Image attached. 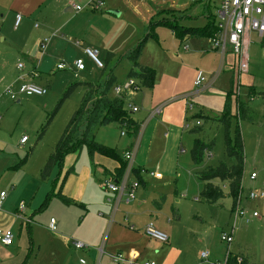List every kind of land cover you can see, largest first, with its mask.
Masks as SVG:
<instances>
[{"label":"rangeland","instance_id":"rangeland-1","mask_svg":"<svg viewBox=\"0 0 264 264\" xmlns=\"http://www.w3.org/2000/svg\"><path fill=\"white\" fill-rule=\"evenodd\" d=\"M72 1L84 9L77 13H66L65 8L60 10L63 15L61 21L53 26L54 31L49 30L47 34L53 35L52 37L57 35L54 42L58 45L49 58L45 57L46 62L40 69L39 81H35L47 88L44 95L28 96L19 91L20 85L28 81L27 72L32 66V62L24 53L25 45L33 46L37 31L42 26L41 20L34 16L29 23H20L15 27L13 17L2 18L0 13V43L3 37H8L2 48L4 61H0V191L5 190L8 195L0 212L8 210L7 205L15 206L24 200L26 212L30 214L41 206L59 175L63 176L69 169L78 171L83 166L93 168L87 148L84 147L80 151L69 152L61 167H55L47 178L42 177L51 154L88 90L86 83L103 87L109 72H113L119 85L129 80L132 63L128 53L147 35L148 21L152 16L170 8L175 14L163 13L162 16L171 18L181 26H189L184 23L204 26L208 19L218 21L217 12L221 2L104 0L105 5L96 10L88 5L90 0ZM209 14L212 16L209 17ZM69 16L71 22L67 20ZM188 16L191 17V22L186 19ZM65 20L69 23L61 29L60 24ZM156 33L157 38H146L140 58L155 72L163 68L162 58L165 56L184 55V43L179 44L168 26H157ZM62 35L66 37L65 40ZM39 47L40 45L38 49ZM88 47L99 52L98 57L105 64L103 68L98 67L85 54L84 51ZM110 52L115 55L106 65ZM247 54L248 69L240 72L239 56L228 44L224 57L219 53L217 71L220 72L215 83L195 95L189 102L183 127H173L171 131L160 128L159 137L154 140L157 147L154 146L152 152L141 151L138 154L140 161H134V166L141 168L140 174L145 179L146 187L142 186L137 190V200L131 202L130 206L135 205L136 209L141 210L147 223L152 221L156 229L169 236L168 242L159 243L180 252L176 264H211L201 260V253L206 251L211 255V262L212 258L216 259L215 261H223L227 251H230L241 253L251 264H264V196L249 198L253 190L264 192V46L262 38L256 32L250 34ZM78 58H82L85 63V69L81 71L75 67ZM19 63L25 68L20 69ZM60 63H64L66 67L59 69ZM199 69L206 75L203 68ZM231 78L234 79L231 93L234 114L231 135L234 136L238 126L244 140L246 157L241 199L245 213L238 219H235L236 209H232L230 197L224 196L215 204L202 199L200 193L204 182L196 174L209 166L217 165L220 161L227 164L235 162L225 150L224 127L215 120L223 110L225 97L231 90ZM211 79L213 77L209 75L208 81ZM141 89L142 92L146 90L144 87ZM129 91L123 95L126 107L128 102L134 99ZM110 95H116L115 87L110 90ZM239 102L250 105L256 111L254 122L239 121L236 116ZM190 104L193 107H190ZM133 115L137 117L138 112H133ZM196 126L203 129L202 133L191 132ZM23 137L27 138L25 142L21 141ZM196 138L214 141L212 151L204 155L200 164H194L191 159V148ZM95 139L100 144L123 152L127 148L129 138L121 136L120 126L112 123L97 127ZM166 145L167 152L163 153ZM75 149L76 146L72 148ZM149 172H161L163 179H153ZM251 172L257 173L255 181H250L247 177ZM214 182L221 183L219 179ZM226 185L222 184L224 191L228 190ZM100 191L105 200L110 197L111 193L104 187ZM136 203L140 205L136 206ZM55 205L63 207V204L55 200L46 210L37 211L34 215L33 251L27 256L25 264H69L76 258L78 248L63 242L60 244L61 248H58L55 242L58 237L70 242V235L62 233L58 227L56 231L48 228L50 218L59 214ZM127 205H120L121 212L126 211ZM79 210L81 209L69 210L65 218L67 229L78 223L81 215ZM254 213L257 215L253 216ZM12 226H15V230L18 228L15 224ZM232 229L233 241L228 246L227 242L222 240V235L231 234ZM74 240L77 239L72 238V242ZM20 248L22 247L16 244L12 246L15 253L20 251ZM161 249L163 248L153 247L157 252ZM165 253L160 255V260L156 259L157 263L160 264ZM172 260H176L175 257Z\"/></svg>","mask_w":264,"mask_h":264},{"label":"crops","instance_id":"crops-1","mask_svg":"<svg viewBox=\"0 0 264 264\" xmlns=\"http://www.w3.org/2000/svg\"><path fill=\"white\" fill-rule=\"evenodd\" d=\"M72 3H74L72 0H0L1 17H13L14 26L17 14L22 15L21 24L29 23V21L34 16L40 19L42 22V26L39 27V31H37V37L33 46L28 47L25 45L24 53L32 62L31 70L27 72L28 76L26 77V80L33 82L39 81L38 77H40L41 74L40 69L44 67L46 62L45 57L49 58L53 52V49L58 45L57 42H54V39L57 38V35L52 37L53 35L47 36V34L49 30L54 31L53 26H55L58 21H61V16L63 15L60 10L65 8L64 11L66 13H77L72 9ZM156 17L158 18V16ZM152 18L153 16L148 21V25L152 21ZM160 18L161 17L159 16V19ZM186 19H188L190 22L192 20L190 16H188ZM67 20L71 22V16H69ZM68 21L65 20L60 24L61 29H63L64 26H67ZM184 24L195 26L187 23ZM36 25L37 24H35V26ZM62 37L64 36L62 35ZM7 38L8 37H3L2 42L0 43V61H4L2 48ZM46 38H48L49 41L46 49L42 50L41 43ZM202 38L205 37L186 36L183 40L178 39L179 44L184 43L182 46L184 55H171L162 58L164 66L161 70L156 72L154 87L151 89L146 88L144 92H142L141 88L139 90L129 91L130 96L134 98L132 101H135L134 103L132 101L129 102H132L139 108L137 111V117H135L133 114L132 115L140 122V124L145 125L144 130H142L141 134L139 135L140 140L135 159L136 162L140 161L138 154L141 153V151L152 152L154 146H156L154 144V140L157 139V136L159 137L158 132L160 128L164 127L165 129H168V131H171L173 127H183L189 102H191L192 98L197 94H195L191 100L187 99L186 96L193 91L194 79L196 77L197 71L200 70V67L206 71L207 79L205 87L200 93L204 92L205 89L207 90L208 87L215 83L219 74L218 72H220L219 70L217 71L220 51L213 47L209 38H205L206 40ZM65 39L66 37H64V40ZM248 39L250 40V35L246 40ZM38 45H40L39 49ZM139 62L141 64L143 63L142 65L147 64L146 62H143L142 59L139 60ZM32 73H34V75H32ZM209 75H212L213 77V79L210 81H208ZM159 106L162 107L161 113L149 120L150 113ZM120 129L121 136L129 138L127 140V148L125 149L127 150L132 145L134 137L128 133L122 135V131L124 129ZM166 148H168L167 145L165 146L163 153L167 152ZM91 163L93 168L91 166H83L78 171L69 169L71 172L67 177L62 192L66 197L69 198L70 203L66 204L54 196L45 208L41 209V206H39V208L35 209L30 214L26 212L25 208L24 218L30 221H25L22 218H17L15 216L19 210L20 203L24 200H21L15 206L7 205L6 209L8 210H4L5 212H0V227L11 228L14 233V242L12 245L4 246L0 243V264H25L27 256H29L33 251V233L35 232V227H33L32 221H35L34 215L37 213V211L41 212L46 210L55 200H57V202L59 201L60 204H63V207H60V205H55L56 209L59 211V214L58 216L55 215L51 218L56 219L58 224L57 227L62 233L70 235L68 237H71L70 242L63 237H58L59 239H55L56 244H58V248H61V242L65 243V245L68 243L73 245L72 238L77 239L86 245L85 248L79 249L77 251L76 258H74L69 264H80L81 259H85L88 263L97 261L99 258L98 247L102 243H104V249L106 252V255H103L102 257L103 264H111L110 255L116 252H121L125 255L136 254L138 262L151 260L154 261L155 264H159L157 263L156 259L160 260V255L166 252L162 257L160 264H176L180 252L178 250L173 251V247H165L162 245L163 243L161 244L159 241L151 239L145 234L147 220L145 217H142L143 214L140 209H136L135 205L133 207L130 206L131 202L133 201L126 203L128 204L127 206H130L125 207L126 211L123 210L121 212L119 208V210L115 213L114 220L111 221L113 204L112 202L108 201V199L112 198L113 194L111 193L110 197L108 196L105 200L103 195H101L103 193L100 191V189L103 188V185L101 184L102 181L105 178H111L113 171L116 167H118L119 164L109 157L100 155L95 157V163L92 161ZM64 175H59L60 181L58 183V187ZM151 177L157 180L163 179L161 172H157L156 175ZM142 186L146 187L145 179L141 187ZM87 192H90L91 198L90 194L86 195ZM135 200H137V197ZM92 201H95V203H92ZM139 205L136 203V206ZM2 207L3 206H1L0 209H2ZM71 208H79L82 211L79 210L81 215L80 219H77L78 223H76L70 229H67L65 218L68 216L69 210H71ZM27 222L29 226H25L24 223ZM13 224L18 225L16 230L14 228L15 226H12ZM132 225L135 227L134 229L130 228ZM15 244L19 247H22L17 253L13 252L12 250V246ZM153 247L156 249L161 247L163 249H161L160 252H157L153 250ZM173 257H175L176 260L173 261ZM210 259L211 255L209 253L208 261L211 264H215L219 261H215L216 259L212 258L211 262ZM247 260L248 264H251L248 258Z\"/></svg>","mask_w":264,"mask_h":264},{"label":"trees","instance_id":"trees-1","mask_svg":"<svg viewBox=\"0 0 264 264\" xmlns=\"http://www.w3.org/2000/svg\"><path fill=\"white\" fill-rule=\"evenodd\" d=\"M163 13H174L173 9H163L159 13L158 18L153 16L152 21L148 25V33L143 40L137 43V45L130 49L128 58L132 65L129 70V79H134L139 88H153L155 85L156 72L153 68L142 65L139 60L142 55V50L147 37L157 38L156 27L163 25L168 26L177 39L183 40L186 36H199L212 40L219 31L217 22L209 20L206 25L201 27L195 26H181L180 23H176L174 20L168 17L162 16ZM159 16L161 17L159 19ZM212 14H209L211 17ZM114 53H109L107 56V62L113 57ZM231 90L227 93L223 110L215 118L216 121L221 123L224 127L225 136V150L230 158H233L235 162L233 164H227L225 161H220L215 166H209L206 170L198 171L197 177L204 182L203 189L200 193L202 199L207 203H218L221 198L228 196L232 199V209L237 205L239 199L242 198L243 185L242 180L246 169V157L244 140L240 128L237 126L234 136L231 135L232 118L234 114L232 112V98L231 93L233 91L234 79L230 80ZM117 79L113 72H109L107 75V81L103 87L96 86L95 84L86 83L88 88L85 93L79 108L75 111L73 117L69 121L63 135L61 136L55 150L51 154L48 163L42 177L47 178L58 165L61 167L66 155L69 152L80 151L82 148H87L90 160L95 163V157L97 155L109 157L118 162V167L113 171L111 178L116 180L120 179L125 168L126 161L124 159V151L109 148L103 144H100L95 139V130L99 126H106L112 123H117L120 128L124 129L126 133L133 137H136L140 131V122L133 117V112L130 111L126 105L123 96H111L110 90L118 86ZM73 87V86H72ZM255 110L244 102L237 103L236 116L239 121L254 122ZM203 129L200 126H196L191 130L195 134L202 133ZM76 146L75 150H72ZM214 141H206L205 139L196 138L191 148V159L194 164H200L204 158V155L212 151ZM140 169L135 170L136 177L139 179L141 185L143 184V177L140 174ZM71 170H68L64 177L60 181V177L52 184V189L48 192L45 201L41 205V209L47 207L51 199L55 196L62 200L64 203H70L68 197H66L62 190L63 186L69 176ZM219 179L220 184H215L214 180ZM227 184V191H224V186ZM227 192V193H226ZM25 226H29L28 222L24 223ZM238 258L241 262H238ZM228 259L230 264H248L247 258L242 254H233L229 251Z\"/></svg>","mask_w":264,"mask_h":264},{"label":"built area","instance_id":"built-area-1","mask_svg":"<svg viewBox=\"0 0 264 264\" xmlns=\"http://www.w3.org/2000/svg\"><path fill=\"white\" fill-rule=\"evenodd\" d=\"M196 2L198 0H191ZM88 5L92 6L96 10H100L104 5V0H91ZM73 11L80 12L84 9V7L78 5L77 3H72ZM217 25L219 27V31L216 36L211 40L212 45L215 49L219 50L222 57L226 54L227 46L230 44L233 47V50L239 56V71H247L248 69V54H247V45L250 44V40H246L251 32H256L262 38L264 43V0H221L220 8L217 12ZM22 15L17 14L15 20V27H18L21 23ZM37 26V25H36ZM49 39L46 38L41 43V49L45 50L47 47ZM85 54L90 57L93 62L98 67L103 68L105 66L104 62L100 60L98 57L99 52L97 50H92L91 48L85 49ZM18 67L23 69L24 65L19 63ZM66 65L64 63L58 64L59 69H64ZM75 67L78 71L85 69V63L82 58H78L75 61ZM219 73V72H218ZM34 75V73H32ZM206 75L203 70H198L196 73V77L194 79V88L193 91L186 96L187 99L191 100V98L195 95L200 93L206 83ZM139 85L134 79H129L125 84L115 86V94L117 96H123L128 90H139ZM11 92V89H7ZM20 93H23L28 96L32 95H44L47 93V88L33 81H26L22 83L19 87ZM14 97V93H12ZM192 107V105H190ZM127 108L132 112H137L139 108L134 105L132 102H128ZM162 107L159 106L155 108L151 113L149 120L155 117L157 114L161 113ZM148 120V121H149ZM147 121V122H148ZM144 124L140 126V131L136 137H134V141L132 145L124 151V159L126 161V168L120 177V179H112V178H105L102 181L103 187L110 193L113 194L112 198H109L108 201L112 202L113 204V211L111 215V221L114 220L115 213L119 210L120 205L122 203H129L136 199V192L141 187V183L139 179L136 177L135 170L137 167L134 166V161L136 159L137 150L139 147V135L141 134L142 130H144ZM126 132L122 131V135H125ZM27 140L26 137L21 139L22 142ZM141 171V169H140ZM150 176L156 175L155 172H149ZM250 181H255L257 178L256 172H251L247 176ZM244 179V177H243ZM243 185V180H242ZM244 186V185H243ZM264 196V192H259L253 190L249 194L250 199H257ZM7 197L6 191H1L0 193V208L4 203V200ZM242 199V198H241ZM241 199L237 202L235 213V219L244 215L243 207L241 206ZM26 208V203L22 201L19 205V210L15 214L17 218H22L25 221H30L24 218V210ZM257 214L254 213L253 216ZM131 229L135 227L132 225L130 226ZM49 229L52 231H56L57 229V221L55 218L50 219ZM145 234L154 240L159 242H168L169 236L162 231L156 229L154 227V223L152 221L148 222L145 226ZM222 240L227 242L228 246L233 241V229L231 234L223 233ZM14 242V233L11 228L8 227H0V243L4 246H10ZM73 245L78 248L82 249L85 248L86 245L81 241L74 240ZM99 251V258L97 261L93 263H88L85 259L80 260V264H103L102 257L106 255L104 249V243L100 244L98 247ZM229 251H227L226 258L223 261H218L215 264H230L228 259ZM201 258L204 261H208L209 252H202ZM111 264H155L154 261L146 260L143 262L137 261V255H125L121 252H116L110 255ZM238 262H241V259L238 258Z\"/></svg>","mask_w":264,"mask_h":264}]
</instances>
